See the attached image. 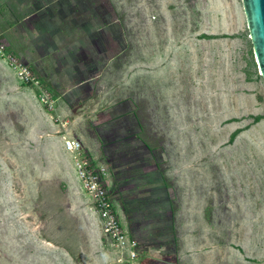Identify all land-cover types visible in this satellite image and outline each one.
I'll list each match as a JSON object with an SVG mask.
<instances>
[{
	"label": "rangeland",
	"instance_id": "1",
	"mask_svg": "<svg viewBox=\"0 0 264 264\" xmlns=\"http://www.w3.org/2000/svg\"><path fill=\"white\" fill-rule=\"evenodd\" d=\"M63 5L96 15L97 42L112 55L101 73L109 71L116 92L90 103L68 99L70 107L88 102L95 108L85 117L90 134L102 108L112 106L117 122L125 111L134 120L126 128L114 122L97 137L112 202L135 217L127 229L147 246L152 259L145 263L176 264L174 250L186 262L193 246L203 244L215 252L219 245L224 264H264V122L252 121L264 111V80L241 0H0V42L54 99L57 92L41 70L55 69L49 45L58 46L60 37L33 38L48 35L47 17L57 24ZM26 15L35 18L28 23ZM38 45L44 51H34ZM39 102L52 111L38 88L21 82L0 57V264L24 259L31 235L41 229L25 220L34 219V208L41 214L42 184L33 203L42 163L36 147L33 164L16 161L21 150L15 142L35 123ZM236 129L243 131L229 142ZM57 185L51 183L54 193ZM146 211L152 219L144 225L138 216Z\"/></svg>",
	"mask_w": 264,
	"mask_h": 264
},
{
	"label": "crops",
	"instance_id": "2",
	"mask_svg": "<svg viewBox=\"0 0 264 264\" xmlns=\"http://www.w3.org/2000/svg\"><path fill=\"white\" fill-rule=\"evenodd\" d=\"M74 7L76 8L75 5ZM57 13L58 22L55 25L50 20V16L47 17L48 21L46 22L50 27L48 35L37 34L33 38L36 42L40 37L41 42L45 43L46 37L52 38L56 32L60 37L58 46L49 45L50 50L56 52L53 55L56 60L55 69L49 68L47 71L42 68L41 70V73L55 88L57 97L52 111L44 108L39 102L35 123L33 121L27 123L25 128L18 133V139H15L16 146L21 150L16 161L33 164L35 162L34 151L31 148L36 147V157L39 156L42 163L35 173L39 180H37L38 185L35 190L36 202L33 203L36 207L40 196L39 184H42L45 188L44 199H41V214L39 217L34 208V219L25 220L33 226H41V229H38V232L34 231L31 235V245L26 248V257L18 258L14 264H118L116 261L118 253L104 237L98 215L92 207V199L84 191L81 180L75 172L71 153L64 147V138L76 137L95 162L103 163L99 159L100 140L97 135H101L99 130L105 132L114 128V122H117L116 119H113L114 108L112 106L102 108L103 110L98 113L100 114L98 123L92 126L95 132L90 134L89 129L85 127V117L90 115L95 108L92 109L88 102H84L81 108L73 111L67 100H76L79 96L86 98L89 103L93 96L107 100L112 99L116 92L111 88L113 83L109 81L111 75L108 70L105 75L101 73L103 67H110L112 55L107 53L108 48L105 44L97 42L98 22L96 15L91 11H70L66 5H63ZM31 17L35 18L26 15L25 22L29 23ZM42 19H45V16ZM34 48V51L37 52L44 51L42 45ZM43 54L40 55L44 56ZM8 68L12 71L10 67ZM139 70L141 68H138L137 72L139 76H142L141 81L143 82L145 73L143 74V69L141 70L143 72ZM159 70L160 68L153 70V83L160 79ZM124 81L129 82L130 80L125 78ZM102 82H105L104 86H97ZM75 90H78L79 94ZM122 92L128 94L126 90ZM260 107L254 108L259 109ZM105 111L107 112L105 113ZM123 113L124 116L120 118L121 122H117V125L125 128L127 125L132 127L133 118L127 111ZM259 114L264 115V111ZM52 116H56L58 121H54ZM263 122L264 118H261L253 123ZM241 131L243 130L241 129ZM106 166L109 167L107 163ZM51 183L58 184L57 187H54L56 193L50 187ZM115 210L128 237L136 239L133 234L128 232L129 227L135 225V217L121 207L118 210L115 208ZM142 213L138 219H141L140 223L145 225L151 221L152 215L147 211ZM137 242L138 264H147L146 260L152 259V256L147 252L148 248L144 243L141 245L139 240ZM204 247L203 244L193 246L195 249L192 250V254L186 262H182L178 251L174 250L177 257L176 264H224L223 251L219 245L216 252L214 248Z\"/></svg>",
	"mask_w": 264,
	"mask_h": 264
},
{
	"label": "built area",
	"instance_id": "3",
	"mask_svg": "<svg viewBox=\"0 0 264 264\" xmlns=\"http://www.w3.org/2000/svg\"><path fill=\"white\" fill-rule=\"evenodd\" d=\"M0 57L6 61L8 67L12 69L21 82L38 88L42 103L48 107L54 105L55 99L49 88L43 86L40 78L33 73L27 63L8 53L1 42ZM64 147L71 153L75 172L81 180L84 191L92 199V207L98 215L104 237L118 253L117 263L138 264V242L136 239L128 237L127 231L115 210L106 167L95 162L76 137L64 138Z\"/></svg>",
	"mask_w": 264,
	"mask_h": 264
},
{
	"label": "water",
	"instance_id": "4",
	"mask_svg": "<svg viewBox=\"0 0 264 264\" xmlns=\"http://www.w3.org/2000/svg\"><path fill=\"white\" fill-rule=\"evenodd\" d=\"M259 75L264 80V0H241Z\"/></svg>",
	"mask_w": 264,
	"mask_h": 264
},
{
	"label": "trees",
	"instance_id": "5",
	"mask_svg": "<svg viewBox=\"0 0 264 264\" xmlns=\"http://www.w3.org/2000/svg\"><path fill=\"white\" fill-rule=\"evenodd\" d=\"M261 118H264V115H255L253 116V122H257L259 121ZM241 131V129H236L234 130L231 135H230V138H229V142H232L233 138L236 136V134H238L239 132Z\"/></svg>",
	"mask_w": 264,
	"mask_h": 264
}]
</instances>
